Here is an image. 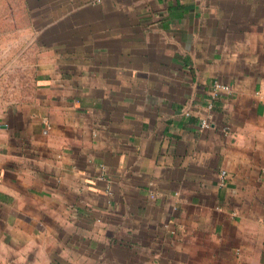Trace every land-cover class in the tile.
Wrapping results in <instances>:
<instances>
[{"label":"crops","instance_id":"obj_1","mask_svg":"<svg viewBox=\"0 0 264 264\" xmlns=\"http://www.w3.org/2000/svg\"><path fill=\"white\" fill-rule=\"evenodd\" d=\"M0 264H264V0H0Z\"/></svg>","mask_w":264,"mask_h":264},{"label":"built area","instance_id":"obj_2","mask_svg":"<svg viewBox=\"0 0 264 264\" xmlns=\"http://www.w3.org/2000/svg\"><path fill=\"white\" fill-rule=\"evenodd\" d=\"M207 124H208V119L207 118L203 119L202 120V126H207ZM221 174L224 175L225 172H222Z\"/></svg>","mask_w":264,"mask_h":264}]
</instances>
